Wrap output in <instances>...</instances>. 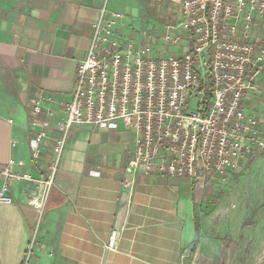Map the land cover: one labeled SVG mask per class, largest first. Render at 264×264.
<instances>
[{
  "label": "crops",
  "instance_id": "crops-1",
  "mask_svg": "<svg viewBox=\"0 0 264 264\" xmlns=\"http://www.w3.org/2000/svg\"><path fill=\"white\" fill-rule=\"evenodd\" d=\"M104 7L107 15H124L118 29L139 44L161 42L154 26L169 24L173 9L167 0H0V169L15 159L23 162L15 170L38 177L54 165L56 121L64 117L62 103L75 90ZM252 33L264 44V20L255 21ZM165 52L179 54L180 46ZM258 89L242 107L264 126V71ZM40 94L42 112L33 116L32 101ZM31 120L50 122L38 162L31 139L42 126ZM134 155L130 119L115 129L72 126L42 216L29 205L33 183L8 182L13 202L0 203V264H23L35 231L29 264H217L223 186L213 181L201 188L157 170L127 173Z\"/></svg>",
  "mask_w": 264,
  "mask_h": 264
},
{
  "label": "built area",
  "instance_id": "built-area-1",
  "mask_svg": "<svg viewBox=\"0 0 264 264\" xmlns=\"http://www.w3.org/2000/svg\"><path fill=\"white\" fill-rule=\"evenodd\" d=\"M167 1L173 8L171 22L158 38L164 51L125 38L118 29L124 15L101 10L77 68L75 90L62 103L64 117L56 121L54 165L35 177L15 170L22 161L9 159L0 169V203L13 202L10 180H26L35 186L29 205L42 216L74 125L115 129L119 120L130 119L135 155L127 173L157 170L187 177L201 188L213 181L222 184L231 170L264 149L262 122L242 107L259 91L264 71V44L252 37L255 21L264 20V0ZM179 46V54L165 52ZM44 99L40 94L32 101L33 116L42 112ZM31 122L42 126L31 139V156L38 162L50 122ZM36 235L23 264H29ZM114 238L113 232L111 245Z\"/></svg>",
  "mask_w": 264,
  "mask_h": 264
},
{
  "label": "rangeland",
  "instance_id": "rangeland-1",
  "mask_svg": "<svg viewBox=\"0 0 264 264\" xmlns=\"http://www.w3.org/2000/svg\"><path fill=\"white\" fill-rule=\"evenodd\" d=\"M164 22L158 21L154 31L163 33ZM160 36L156 34L157 38ZM159 42L151 43L155 50L163 45ZM248 161L245 167L242 164L234 171L238 172L237 177L230 174L219 184L225 189L221 207L230 215L221 217L222 229L217 231L222 240L217 264H264V149ZM207 224L213 226V221Z\"/></svg>",
  "mask_w": 264,
  "mask_h": 264
},
{
  "label": "water",
  "instance_id": "water-1",
  "mask_svg": "<svg viewBox=\"0 0 264 264\" xmlns=\"http://www.w3.org/2000/svg\"><path fill=\"white\" fill-rule=\"evenodd\" d=\"M226 211H227L226 209L221 210L220 215L223 216V215L226 213ZM196 236H197V234H196ZM193 245H194V244H192V245L190 246L189 251L193 248Z\"/></svg>",
  "mask_w": 264,
  "mask_h": 264
}]
</instances>
